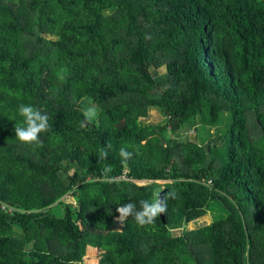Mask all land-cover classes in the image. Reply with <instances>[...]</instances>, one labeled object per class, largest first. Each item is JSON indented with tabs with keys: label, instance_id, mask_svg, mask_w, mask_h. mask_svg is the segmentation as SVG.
Instances as JSON below:
<instances>
[{
	"label": "trees",
	"instance_id": "trees-1",
	"mask_svg": "<svg viewBox=\"0 0 264 264\" xmlns=\"http://www.w3.org/2000/svg\"><path fill=\"white\" fill-rule=\"evenodd\" d=\"M21 104L49 116L40 143ZM173 190L153 224L114 223ZM2 201L0 264H264V0H0Z\"/></svg>",
	"mask_w": 264,
	"mask_h": 264
},
{
	"label": "clouds",
	"instance_id": "clouds-1",
	"mask_svg": "<svg viewBox=\"0 0 264 264\" xmlns=\"http://www.w3.org/2000/svg\"><path fill=\"white\" fill-rule=\"evenodd\" d=\"M150 37H146L148 39ZM18 113L22 117L21 124H15L14 132L15 137L24 144L40 143V134L47 132L50 129L49 116L47 113H43L38 108H34L32 105L21 104L18 106ZM85 121L91 122L97 115L95 107H89L83 111ZM81 127H84V122L81 123ZM107 147H111L108 145ZM119 155L123 160L130 159L133 155L132 152L127 151L126 148L121 147ZM108 157V151L106 148H101L99 151V161L106 160ZM112 171L110 165H105L103 169V175L105 177ZM177 193L173 190L168 192L162 199L160 193H155L153 200H140L139 208L137 204L128 202L120 205L116 208L118 216L115 218L114 223L123 224L129 217H132L138 225L145 226L155 222L157 216H161L162 213L167 212L168 199H177Z\"/></svg>",
	"mask_w": 264,
	"mask_h": 264
},
{
	"label": "rangeland",
	"instance_id": "rangeland-1",
	"mask_svg": "<svg viewBox=\"0 0 264 264\" xmlns=\"http://www.w3.org/2000/svg\"><path fill=\"white\" fill-rule=\"evenodd\" d=\"M161 69L163 72L166 71V68L164 66ZM81 105H82V108L84 110L89 108V107H95L96 108L95 101H93L92 99H89V98L82 100ZM142 120L145 123H148V122L158 123V122H162L164 120V118H163V115H162L161 110L159 108L152 107L151 109H149V115L147 116V118L142 119ZM203 132L204 131H203L201 126H198L196 128L191 123L186 124L181 131L180 139L188 140V139H191L195 135L200 136ZM211 132L213 134H215L214 133V132H216L215 128H213ZM206 135L207 134L205 133L203 136H206ZM215 136H216V134H215ZM145 182H147V181H138L139 184L145 183ZM165 183L166 182H160V184H165ZM218 205H219L218 201L216 199H213L211 201V206L207 212L209 215L208 219H204V217H202L201 219H198V220L192 222V224H188L187 229L193 230L196 227L212 223L215 219L224 216L226 213L223 212V209H221ZM58 207H61V206H58ZM182 232H183V230H176L173 233H174V235L178 236V235H181ZM87 254L88 255L85 256V259H84L82 264H98L99 263V258H100L99 257L100 256L99 251H97L96 249H89Z\"/></svg>",
	"mask_w": 264,
	"mask_h": 264
},
{
	"label": "built area",
	"instance_id": "built-area-1",
	"mask_svg": "<svg viewBox=\"0 0 264 264\" xmlns=\"http://www.w3.org/2000/svg\"><path fill=\"white\" fill-rule=\"evenodd\" d=\"M122 177H123V178H126V175H123ZM210 182H211V180L209 181V183H210ZM0 205H1L2 208L9 209V210L12 209V207H11L8 203H6V202H4V201H2V202L0 203Z\"/></svg>",
	"mask_w": 264,
	"mask_h": 264
}]
</instances>
